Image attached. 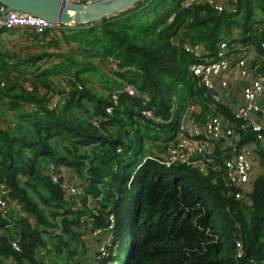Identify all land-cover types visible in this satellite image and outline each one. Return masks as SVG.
<instances>
[{"label":"trees","instance_id":"1","mask_svg":"<svg viewBox=\"0 0 264 264\" xmlns=\"http://www.w3.org/2000/svg\"><path fill=\"white\" fill-rule=\"evenodd\" d=\"M181 1L140 0L96 22L60 23L59 36L54 29L41 35L24 30L41 48L25 57L0 47V120L11 121L0 123V183L8 187L10 206L0 209V264H81L74 258L80 250L100 264L264 262V172L245 202L224 183L221 160L203 173L147 157H161L173 136L161 135L176 129L188 102L211 97L188 69L194 55L186 41L203 43L212 55L221 34L232 35L236 27L231 40L261 51L264 31L255 25L264 23V0H236L234 11ZM61 40L76 45L64 51ZM108 56L118 65L116 78L107 77L114 80L109 91L99 92L87 82L97 79L95 58ZM58 76L67 86L54 81ZM123 82L135 87L134 95L117 93ZM143 108L160 120L146 117ZM221 111L234 123L237 143L254 138L228 107ZM157 140V152L149 153L146 144ZM64 168L79 179L80 193L63 187ZM107 232L113 235L107 250L118 244L101 257Z\"/></svg>","mask_w":264,"mask_h":264},{"label":"built area","instance_id":"2","mask_svg":"<svg viewBox=\"0 0 264 264\" xmlns=\"http://www.w3.org/2000/svg\"><path fill=\"white\" fill-rule=\"evenodd\" d=\"M97 0H63L62 6L68 3L87 4ZM183 6L194 3H207L217 11L236 10V0H182ZM4 6L0 4V15ZM1 21V19H0ZM60 22L51 23L48 20L28 12L10 9L2 21L3 28L30 30L41 35L45 30H53ZM257 32L264 31V23L255 25ZM260 49L252 42H237L229 36L220 38L214 43V54L200 42L186 41L185 50L194 55V60L188 64V69L196 79L197 84L213 89L211 97L201 102H188L180 111L176 129L172 138L168 139L167 147L161 157L147 155L160 163H186L199 171L206 173L208 164L219 163L222 168V179L233 196L248 202L254 180L264 172V71L259 68L264 64V33L260 40ZM256 49L257 54L250 55V50ZM113 63V61H111ZM112 69L118 65L113 63ZM236 81L234 87L232 82ZM4 84L0 81V86ZM240 86V100L236 97L235 88ZM129 95H134L135 87L129 82H123L122 89ZM116 95H114V98ZM56 100L49 103L54 106ZM228 107L230 113L240 119L239 127L255 132L253 139L237 143L234 123H231L221 111V106ZM146 117L160 120L150 108H143ZM60 174L53 173L56 179ZM63 187L68 194L80 193L79 183L71 187ZM8 187L0 183V209L5 213L9 209L6 199ZM98 248L99 255H105L107 246L112 244L113 235L110 232ZM12 247L19 249L16 240ZM236 254L241 255V243L236 241ZM102 257V256H101ZM108 262V261H107ZM106 262V264H107ZM109 264V262H108Z\"/></svg>","mask_w":264,"mask_h":264},{"label":"water","instance_id":"3","mask_svg":"<svg viewBox=\"0 0 264 264\" xmlns=\"http://www.w3.org/2000/svg\"><path fill=\"white\" fill-rule=\"evenodd\" d=\"M140 0H97L87 4L68 3L62 6L63 0H0L4 6L0 15V30L6 12L17 9L32 15L44 18L51 23H62L75 26L84 23L96 22L105 16L131 7ZM213 93V89L209 90Z\"/></svg>","mask_w":264,"mask_h":264},{"label":"rangeland","instance_id":"4","mask_svg":"<svg viewBox=\"0 0 264 264\" xmlns=\"http://www.w3.org/2000/svg\"><path fill=\"white\" fill-rule=\"evenodd\" d=\"M238 29L235 27V28H233V31L234 32H236ZM52 34H54V35H57V36H59V35H61V33H60V29L59 28H56V29H54L53 31H52ZM9 35H11V33H9ZM23 35V33H18L17 35H12V37H13V42L14 43H9V45H13V47H14V45H15V48L13 49L17 54H18V46H24V45H27V44H30V43H27L26 42V40L25 39H23L21 36ZM222 36H224V37H227V35L226 34H221ZM29 41V40H28ZM217 41V40H216ZM76 42H71V44H65V42H63L62 40L60 41V44H61V46H62V50H64V51H66V49L67 48H69V47H74L76 44H75ZM216 43V42H215ZM2 47H7L6 45H2ZM4 49V48H3ZM38 49H40V47L39 46H37V45H32L31 47H30V49H26V51H28V52H36V51H38ZM60 50H61V48H60ZM75 56L78 58V60H80V56H79V53H77V54H75ZM95 61H97V63H95V67H96V69H97V79H94L92 76L89 78V81L87 82V84H89L91 87H93V89H95V90H97V91H99V92H108L109 91V89H110V87H111V83L114 81H109V79L107 78V77H110V78H116L115 76H114V74H113V69H112V67H111V65L113 64V63H115V61H113V60H111V58L108 56V57H105V58H99V57H97V58H95ZM111 61H113V63H111ZM45 61H43V60H40L39 61V63H41V65H43V63H44ZM86 73V72H85ZM86 75L88 76L89 74H87L86 73ZM63 76H58V77H55L54 78V81L55 82H59V84H60V86H62V84L64 85V86H67L66 84H65V80H63V78H62ZM53 84H56V83H53ZM52 84V85H53ZM53 87H54V85H53ZM57 92V91H56ZM61 94V92H57V93H55V97L58 99ZM6 101V100H5ZM5 101H3V102H5ZM2 107H6L5 106V104L3 103L2 104ZM25 107H27V105H25ZM28 108V107H27ZM25 109V108H24ZM16 110H7V112L8 113H11V112H15ZM6 120H8V117H6ZM5 127H7V126H5ZM173 133H174V131H171V130H166V131H164L163 133H162V135H161V138H167V137H170L171 135H173ZM148 143V142H147ZM145 144H146V142H145ZM160 145V140H157L155 143H149L148 145L146 144V146H148L149 148H151L150 149V152L148 151V150H145V153H156L157 152V147ZM145 146V147H146ZM62 175H63V178H64V181H65V185L67 186V187H71V186H74V185H77L78 183H79V179L75 176V174H73V172L70 170V169H68V168H64V170H63V172H62ZM71 185V186H70ZM65 186V187H66ZM92 234H88V233H86L85 234V237H84V239L86 240V242L87 243H92L93 245H94V243L91 241L92 240ZM101 243V242H100ZM118 244V243H117ZM117 244H115V245H113L111 248L113 249L114 247H117ZM101 245V244H100ZM99 245V246H100ZM109 247H110V245H109ZM92 249L94 250L95 249V247L94 246H92ZM112 249H109L110 251L112 250ZM109 250H106V254H105V256L106 255H108L109 253H110V251ZM96 251H97V249L95 250V253H96ZM81 250L79 251V255H76V256H74V258L76 259V260H79L80 261V263L81 264H100V262L99 261H95V262H93V257H92V253H87V252H82L81 254ZM97 253H98V251H97ZM114 253V249L112 250V254ZM99 255V254H98ZM46 258L47 259H49V256H47L46 255ZM10 262V261H9ZM75 261H74V259H72L71 260V262L70 263H74ZM109 262V264H113L114 263V261L113 260H109L108 261ZM108 262H107V264H108ZM7 264H10V263H7ZM61 264H63V262H61ZM119 264H121V261H120V263ZM262 264H264V262L262 263Z\"/></svg>","mask_w":264,"mask_h":264},{"label":"crops","instance_id":"5","mask_svg":"<svg viewBox=\"0 0 264 264\" xmlns=\"http://www.w3.org/2000/svg\"><path fill=\"white\" fill-rule=\"evenodd\" d=\"M56 28H54V29H56ZM232 32H233L232 35H229V37H232L234 33L238 32V30L236 32H234V31H232ZM9 33H11V35H9ZM18 33H23V35L21 37L23 39H25L27 43H30V41H28V39H29L28 38V34L25 33L24 30H21V29H12V30H8V31L4 30L3 32L0 33V47L4 44V45L7 46L6 48H9V49L13 50L15 48V45L13 47V45H9V43H14L12 35H14V34L17 35ZM32 45L33 44L30 43V44H27V45H24V46H21V45L18 46V55L21 56V57H25V55L28 53V51H26V49L27 48L30 49V47ZM48 49L51 50L53 48L52 47H48ZM39 50H41V48L38 49V51ZM249 53H250V55H255V54H257V50L256 49H251ZM6 59H8V58L6 57ZM39 61H40V59L37 61V64H41V63H39ZM23 83H24V85H26L28 82L25 81ZM232 85L235 87L237 85L236 81H233ZM235 92H237V96H238L236 98L238 100H240V96H241L240 95V86H239V91H238V88H235ZM191 102H196V101H191ZM0 123H1L2 126L5 127V126H8V124H11V121L8 122V120L2 119V120H0ZM12 125H13V123H12Z\"/></svg>","mask_w":264,"mask_h":264}]
</instances>
